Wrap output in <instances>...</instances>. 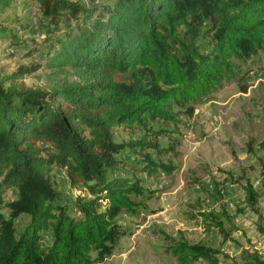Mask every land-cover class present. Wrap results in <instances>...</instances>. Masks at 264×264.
Masks as SVG:
<instances>
[{
	"label": "trees",
	"instance_id": "16d2710c",
	"mask_svg": "<svg viewBox=\"0 0 264 264\" xmlns=\"http://www.w3.org/2000/svg\"><path fill=\"white\" fill-rule=\"evenodd\" d=\"M16 1L0 0V39L11 44L24 40L1 17ZM34 1L48 32L67 25L51 41L47 68L72 70L77 79L34 88L23 80L39 69L34 66L12 73L7 87L0 81V203L7 190L17 192L6 203L9 213L0 210V264H104L124 233L119 216L135 214L142 206L136 198L145 192L139 178L112 171L119 156L136 158L138 146L152 147L146 137L118 142L114 128L175 120L174 106L192 115V104L209 96L235 61L263 48L264 0ZM143 157L148 175L175 169L149 153ZM54 167L66 168L70 185H83L89 196L63 200ZM243 189L245 205L262 217L254 183L248 179ZM222 191L215 183L209 193L220 209L198 217L207 230L234 240L231 233L241 228ZM21 216L28 220L20 229ZM172 240L169 250L182 264H220L218 254L229 257L201 242ZM231 264H264V257L244 248Z\"/></svg>",
	"mask_w": 264,
	"mask_h": 264
},
{
	"label": "rangeland",
	"instance_id": "374dc122",
	"mask_svg": "<svg viewBox=\"0 0 264 264\" xmlns=\"http://www.w3.org/2000/svg\"><path fill=\"white\" fill-rule=\"evenodd\" d=\"M79 1L112 4L115 0ZM1 20L24 40L11 44L0 39V81L4 86L11 84L8 77L12 73L34 66L39 69L23 79L34 88L50 89L77 79L72 70L55 73L47 68L51 41L64 33L66 24L60 31L48 32L34 0H17ZM201 45L207 48V40ZM32 49L35 52L28 55ZM117 77L126 78L123 74ZM192 107L190 115L187 107L174 106L175 120L155 119L147 126L114 128L116 141L146 137L152 147L138 146L136 158L134 154L119 156L121 163L112 171L114 175L139 178L145 192L136 198L142 206L135 214L119 216L124 233L104 264H182L169 250L172 238L224 250L229 257L218 254L220 264L239 259L244 248L258 250L264 257V46L250 59L235 61L233 72ZM146 153L174 165V171L161 176L143 172ZM132 162L138 164L137 168L128 165ZM52 174L63 200L89 196L83 185H70L66 168L54 167ZM248 179L260 193L262 217L245 205L243 185ZM215 183L223 188L228 209L241 228L231 233L234 240H224L217 228L207 230L198 217L199 212L220 209V204L209 197ZM16 196L15 190H7L0 210L9 213L6 203ZM27 220L25 216L18 219L20 229ZM194 264L209 263L198 260Z\"/></svg>",
	"mask_w": 264,
	"mask_h": 264
}]
</instances>
